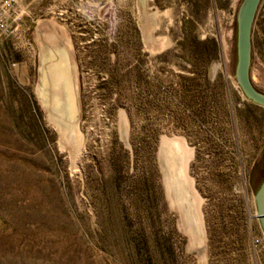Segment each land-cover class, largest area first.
Segmentation results:
<instances>
[{"label":"rangeland","instance_id":"rangeland-1","mask_svg":"<svg viewBox=\"0 0 264 264\" xmlns=\"http://www.w3.org/2000/svg\"><path fill=\"white\" fill-rule=\"evenodd\" d=\"M240 2L21 0L19 30L0 40V264H264L251 242L264 108L234 77ZM158 35L168 45L151 51ZM51 47L73 70L64 129L41 94ZM250 74L264 92V0ZM174 139L190 150L181 189Z\"/></svg>","mask_w":264,"mask_h":264},{"label":"bare ground","instance_id":"bare-ground-1","mask_svg":"<svg viewBox=\"0 0 264 264\" xmlns=\"http://www.w3.org/2000/svg\"><path fill=\"white\" fill-rule=\"evenodd\" d=\"M158 12L159 11L156 10V12H154V15L158 14ZM146 26L142 25L143 28H145ZM149 35L150 34H148V36ZM147 39H145L144 42H147L146 45L149 46L151 51L162 49L166 47L169 42L166 37L159 35L149 39V41ZM50 49L51 52L49 59H47L48 57L47 55L45 56L46 52L45 51L42 52V63L44 64L42 68V74H43L42 79L45 87L47 86L49 88V93L46 94L41 89V94L45 99H47L45 105L50 109L51 111L50 113L54 114L53 116H51V118L56 124H58L61 127V129H64L65 123L69 121L71 123L72 119L74 118L75 112H77L78 109L75 83H74V79L72 78L73 70H72L70 55H68L69 53L67 51L56 52L54 48L51 47ZM70 127L71 126H69L68 128ZM71 138H73V136H70V139ZM76 139L78 138H75L73 140L75 141ZM79 142L80 140L78 141V143ZM70 143H72V140L70 141ZM75 143L74 145L77 147L76 145L77 143L76 144ZM164 147H165L164 148L165 153L167 155L166 161L168 163L170 172L172 173V176H170L169 179V184L172 183L173 186L176 185L179 189H181V187H183V185L185 184V182H183L182 180L184 178V165L190 156V150L178 139L167 141ZM170 186L171 185H169V187ZM195 199L196 198L194 196H191V199H189V205L191 206V214H192L191 218L189 217L191 221L190 220L189 221L195 225H198V212L196 210Z\"/></svg>","mask_w":264,"mask_h":264},{"label":"water","instance_id":"water-1","mask_svg":"<svg viewBox=\"0 0 264 264\" xmlns=\"http://www.w3.org/2000/svg\"><path fill=\"white\" fill-rule=\"evenodd\" d=\"M261 0H241L236 12L234 77L243 96L264 108V92L256 87L250 74L251 30ZM255 216L264 235V178L253 194Z\"/></svg>","mask_w":264,"mask_h":264},{"label":"built area","instance_id":"built-area-1","mask_svg":"<svg viewBox=\"0 0 264 264\" xmlns=\"http://www.w3.org/2000/svg\"><path fill=\"white\" fill-rule=\"evenodd\" d=\"M20 3L21 0H0V40L19 30L23 17ZM251 242L253 246H264L261 230L251 236Z\"/></svg>","mask_w":264,"mask_h":264}]
</instances>
